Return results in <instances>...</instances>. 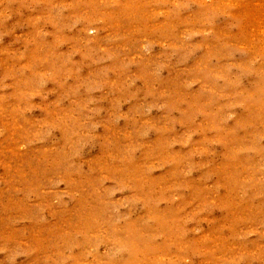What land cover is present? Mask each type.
<instances>
[{"label": "rangeland", "instance_id": "rangeland-1", "mask_svg": "<svg viewBox=\"0 0 264 264\" xmlns=\"http://www.w3.org/2000/svg\"><path fill=\"white\" fill-rule=\"evenodd\" d=\"M0 264H264V0H0Z\"/></svg>", "mask_w": 264, "mask_h": 264}]
</instances>
